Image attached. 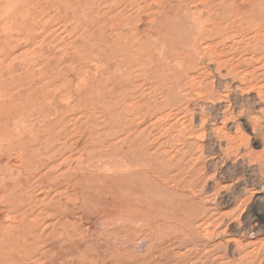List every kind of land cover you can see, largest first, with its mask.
<instances>
[{
  "label": "rangeland",
  "instance_id": "374dc122",
  "mask_svg": "<svg viewBox=\"0 0 264 264\" xmlns=\"http://www.w3.org/2000/svg\"><path fill=\"white\" fill-rule=\"evenodd\" d=\"M0 264H264V0H0Z\"/></svg>",
  "mask_w": 264,
  "mask_h": 264
}]
</instances>
